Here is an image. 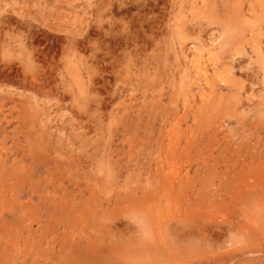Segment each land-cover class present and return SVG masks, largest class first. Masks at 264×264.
<instances>
[{"label": "rangeland", "instance_id": "rangeland-1", "mask_svg": "<svg viewBox=\"0 0 264 264\" xmlns=\"http://www.w3.org/2000/svg\"><path fill=\"white\" fill-rule=\"evenodd\" d=\"M0 264H264V0H0Z\"/></svg>", "mask_w": 264, "mask_h": 264}, {"label": "bare ground", "instance_id": "bare-ground-1", "mask_svg": "<svg viewBox=\"0 0 264 264\" xmlns=\"http://www.w3.org/2000/svg\"><path fill=\"white\" fill-rule=\"evenodd\" d=\"M259 58V57H258ZM263 65V64H262ZM198 70V69H197ZM200 71V70H199ZM198 72V71H197ZM227 81V80H226ZM211 90V89H210ZM84 103V102H83ZM22 116V115H21ZM165 174V173H164ZM109 175V174H108ZM114 178V177H113ZM177 233V232H176ZM145 246V245H144ZM185 246V245H184ZM137 247V246H136ZM137 251H139V250H137ZM158 256V255H157Z\"/></svg>", "mask_w": 264, "mask_h": 264}]
</instances>
